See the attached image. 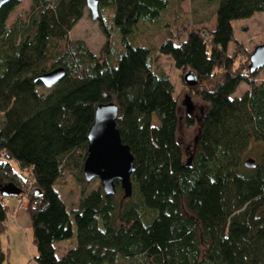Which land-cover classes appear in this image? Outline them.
I'll list each match as a JSON object with an SVG mask.
<instances>
[{
	"label": "trees",
	"instance_id": "1",
	"mask_svg": "<svg viewBox=\"0 0 264 264\" xmlns=\"http://www.w3.org/2000/svg\"><path fill=\"white\" fill-rule=\"evenodd\" d=\"M97 1L100 55L69 38L86 0H30L24 18L10 25L19 1L0 9V184L22 191L32 182L35 261L264 264V75L256 80L264 69L249 70L251 53L245 67L236 66L243 53L232 27L264 13V0H219L209 31L185 30L183 0ZM158 55L196 76L188 88L204 110L190 162L176 137L173 83L152 67ZM57 68L65 75L49 89L36 81ZM242 84L248 90L235 97ZM108 103L118 107L116 128L133 156L125 199L118 184L111 196L85 189L87 134L96 107ZM256 148L257 158H247ZM64 174L81 187L75 208L56 189ZM6 206L0 202V235ZM67 240L71 248L57 255Z\"/></svg>",
	"mask_w": 264,
	"mask_h": 264
},
{
	"label": "rangeland",
	"instance_id": "2",
	"mask_svg": "<svg viewBox=\"0 0 264 264\" xmlns=\"http://www.w3.org/2000/svg\"><path fill=\"white\" fill-rule=\"evenodd\" d=\"M19 5L9 15L7 24L10 25L16 18H24L25 13L30 6V0H18ZM219 0H183L179 4L181 12V18L187 22V28L211 30L214 27L215 11L218 7ZM201 19H208L206 24H194V21H201ZM232 27L235 32L236 40L241 44L242 58L236 59V66L239 68L245 67L242 61L247 64L246 56L249 55L253 49L264 44V13H257L253 17L247 20H237L232 22ZM69 38L72 41L80 40L94 53L100 55L102 46L104 44V35L102 34L97 21H93L90 17L89 11L86 9L83 18L72 28ZM184 39V38H182ZM179 42V40H178ZM235 46V45H234ZM233 44L229 45V53L234 52ZM120 47L117 46V50ZM249 53V54H248ZM243 64V65H242ZM237 66V67H238ZM152 67L163 71L173 83L174 97L178 102V117L179 123L177 128L176 137L183 149V158L188 161L195 147V138L200 131V119L203 112L204 103L195 94V92L189 89L183 82V75L185 72L176 70L171 60L164 56L158 55L156 61L153 62ZM220 71L216 73L215 80L220 78ZM264 75L261 72L258 75L257 81H260ZM248 86L242 84L235 93V97H239L248 90ZM186 96H189L192 103L191 119L193 125L188 126L186 124V112L183 106V100ZM154 124H157L156 120H153ZM258 148V147H257ZM255 152L247 158L256 159ZM22 177L28 178L25 172H21ZM26 178V179H27ZM29 178L26 188H22L21 193L16 197H1L0 202L6 206L7 218L3 224V232L0 235V252L3 255L2 264H37L35 256L37 254L36 248L32 241V230L29 219V187L31 185ZM100 187V182L97 179L92 180L89 183H85V189L90 191ZM56 189L59 192L62 200L65 202L68 209L75 208L78 199L80 197L81 187L75 181V178L70 174H64L57 182ZM21 190V189H20ZM73 245L75 240L73 239ZM71 241H62L57 244L59 250L57 255L61 251L71 248Z\"/></svg>",
	"mask_w": 264,
	"mask_h": 264
},
{
	"label": "water",
	"instance_id": "3",
	"mask_svg": "<svg viewBox=\"0 0 264 264\" xmlns=\"http://www.w3.org/2000/svg\"><path fill=\"white\" fill-rule=\"evenodd\" d=\"M12 0H0V9ZM86 9L93 21L99 18L98 1L86 0ZM264 69V44L256 46L249 56V70ZM65 75L62 68L54 69L37 77L45 88L49 89ZM183 82L187 87H194L197 83L192 71L183 75ZM186 114H191L192 103L189 96L183 100ZM118 107L114 103L100 104L96 107L93 122L87 134L86 159L83 164V176L87 183L94 179L99 180L100 188L107 196L116 193L118 184L123 198L132 194L131 174L134 171L133 156L129 148L121 142L116 128ZM190 162V161H188ZM245 165L253 166L252 160H246ZM21 190L14 184H0V194L3 197H16Z\"/></svg>",
	"mask_w": 264,
	"mask_h": 264
}]
</instances>
